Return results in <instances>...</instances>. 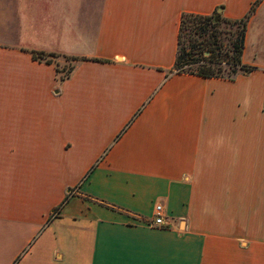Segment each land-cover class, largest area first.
Instances as JSON below:
<instances>
[{
	"label": "crops",
	"instance_id": "1",
	"mask_svg": "<svg viewBox=\"0 0 264 264\" xmlns=\"http://www.w3.org/2000/svg\"><path fill=\"white\" fill-rule=\"evenodd\" d=\"M254 1L0 0V264H264V64L171 72Z\"/></svg>",
	"mask_w": 264,
	"mask_h": 264
},
{
	"label": "trees",
	"instance_id": "2",
	"mask_svg": "<svg viewBox=\"0 0 264 264\" xmlns=\"http://www.w3.org/2000/svg\"><path fill=\"white\" fill-rule=\"evenodd\" d=\"M260 0H255L251 5L249 11L238 19L223 18L216 11L210 15L183 12L180 17L179 33H178V49L171 72L173 73H188L195 74L202 77H217L232 80L239 73H249L255 69L254 66L247 65L242 62V54L245 46V37L247 31L248 22L255 10L256 5ZM218 16V20L215 21L214 17ZM222 19L225 23L236 26L235 37L231 42V49H226L221 52L220 46L223 45L220 37V31H215L218 25V21ZM213 29V30H211ZM189 30L194 31V34H198V37L202 38L200 43L209 53L208 56L195 57L194 52H187L186 47L182 46L185 37L184 32ZM190 36V33L187 35ZM54 54H46L43 52H32V57L38 60H44L47 63H51ZM223 57V58H221ZM72 60H78L80 58H71ZM198 63L196 68H191V65ZM222 63L227 64V68H223ZM186 66V68H184ZM73 66H70L65 74L68 76ZM64 79V77H62ZM59 207H56L53 212L57 211Z\"/></svg>",
	"mask_w": 264,
	"mask_h": 264
},
{
	"label": "rangeland",
	"instance_id": "3",
	"mask_svg": "<svg viewBox=\"0 0 264 264\" xmlns=\"http://www.w3.org/2000/svg\"><path fill=\"white\" fill-rule=\"evenodd\" d=\"M221 16L220 13L217 12ZM213 30V29H211ZM215 31H220L221 41L223 45L220 46L221 52H224L226 49H231V42L235 37L236 26L231 25L229 23H225L222 19L218 21V25L215 28ZM190 33V36H187ZM185 37H182L184 43L182 46L186 47L187 52H194L195 57L208 56L209 53L205 54V49L200 44L202 42V38L198 37V34H194L189 30L184 32ZM247 45H246V54L245 60L249 62H253L256 64H264V22L260 20H251L248 23L247 31H246ZM223 58V57H221ZM198 63H194L191 65V68H196ZM223 68H227L226 63H222ZM186 68V66H184Z\"/></svg>",
	"mask_w": 264,
	"mask_h": 264
},
{
	"label": "built area",
	"instance_id": "4",
	"mask_svg": "<svg viewBox=\"0 0 264 264\" xmlns=\"http://www.w3.org/2000/svg\"><path fill=\"white\" fill-rule=\"evenodd\" d=\"M154 211H155V215H154V218L152 219V221L150 222L151 225L153 226H159V225H162L163 224V214H162V211H163V208L161 206V204H156L155 207H154ZM57 211L53 212L50 214V217H55L57 215Z\"/></svg>",
	"mask_w": 264,
	"mask_h": 264
},
{
	"label": "water",
	"instance_id": "5",
	"mask_svg": "<svg viewBox=\"0 0 264 264\" xmlns=\"http://www.w3.org/2000/svg\"><path fill=\"white\" fill-rule=\"evenodd\" d=\"M220 10H221V8L218 9V12H219ZM214 20L217 21V20H218V16H215V17H214ZM205 54L207 55L208 52H205ZM68 191H70V189H69Z\"/></svg>",
	"mask_w": 264,
	"mask_h": 264
}]
</instances>
